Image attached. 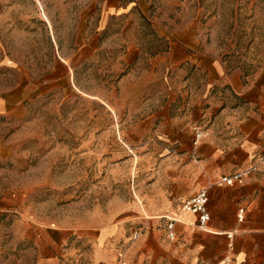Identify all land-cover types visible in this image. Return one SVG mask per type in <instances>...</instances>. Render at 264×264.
Wrapping results in <instances>:
<instances>
[{"label": "rangeland", "instance_id": "1", "mask_svg": "<svg viewBox=\"0 0 264 264\" xmlns=\"http://www.w3.org/2000/svg\"><path fill=\"white\" fill-rule=\"evenodd\" d=\"M178 50L228 67L264 63V0H0V264L50 258L51 228L73 230L57 260H81L93 250L80 232L100 215L118 222L135 205L142 216L125 225L140 232L183 211L173 198L160 211L163 162L176 156L165 121L175 125L183 101L135 113L144 83L123 81ZM182 65L190 75L192 61ZM168 70L174 97L186 73Z\"/></svg>", "mask_w": 264, "mask_h": 264}, {"label": "crops", "instance_id": "2", "mask_svg": "<svg viewBox=\"0 0 264 264\" xmlns=\"http://www.w3.org/2000/svg\"><path fill=\"white\" fill-rule=\"evenodd\" d=\"M242 54L239 57H247ZM170 56L169 61L166 55H159L158 64L150 59L149 67L131 68L123 81L142 79L144 83L142 91L136 83L132 95L130 106L135 113L149 114L157 103L167 108L174 100L183 101L186 111L177 116L175 125L167 128L166 117L165 128L161 126L167 137L175 138L176 156L171 154L163 162L162 181L167 189L160 211L170 209L171 198L184 203L206 188L211 213L208 226L199 227L194 214L182 211L170 216L176 219L174 240L168 236V227L153 226L154 220L139 228L140 232L137 227L128 229L126 219L142 216L133 205L118 222L100 215L96 224L84 227L80 235L91 241L93 252L81 260H57L60 244H66L72 229L47 230L51 240L44 247L50 246L52 255H43L35 264H216L226 253L242 264H264V63L228 67L212 53L208 58L201 51L184 55L178 50ZM187 60L193 63L190 75L183 70ZM170 68L186 73L176 76L174 97L168 91L173 81L168 76ZM185 78L191 86L183 92ZM7 107V99L0 95V112ZM197 130L202 132L198 139ZM239 173L242 176L231 184L223 180ZM135 231L140 235L130 241ZM231 232L234 244L229 247L227 234ZM120 245L127 256L118 260Z\"/></svg>", "mask_w": 264, "mask_h": 264}, {"label": "built area", "instance_id": "3", "mask_svg": "<svg viewBox=\"0 0 264 264\" xmlns=\"http://www.w3.org/2000/svg\"><path fill=\"white\" fill-rule=\"evenodd\" d=\"M202 136V132L196 131V138H200ZM242 176V173H239L235 176L231 177H223V180L232 183L234 178H238ZM208 191L206 188L200 189L196 194L192 195L188 199H186L183 203L182 210L184 212L192 213L196 216V223L201 228H206L208 226V223L211 219V213L208 207ZM242 218V216H240ZM175 218H170L168 222V235L169 238L174 239L175 238ZM139 232L135 231L133 233V238L136 239L139 236ZM233 235L234 232L228 233L227 236L230 239L228 246L232 247L233 242ZM204 264H210V263H204ZM216 264H242L238 260H236L231 254L226 253L224 254Z\"/></svg>", "mask_w": 264, "mask_h": 264}]
</instances>
